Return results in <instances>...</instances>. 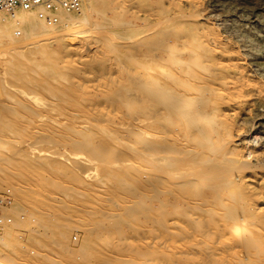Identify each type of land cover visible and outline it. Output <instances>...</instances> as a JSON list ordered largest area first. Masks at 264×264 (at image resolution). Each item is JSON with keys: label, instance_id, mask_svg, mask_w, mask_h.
I'll use <instances>...</instances> for the list:
<instances>
[{"label": "bare ground", "instance_id": "1", "mask_svg": "<svg viewBox=\"0 0 264 264\" xmlns=\"http://www.w3.org/2000/svg\"><path fill=\"white\" fill-rule=\"evenodd\" d=\"M257 6L82 0L57 22L0 11V189L16 225L32 187L57 193L34 205L37 264H264V142L249 136L264 129ZM66 212L88 214L78 251Z\"/></svg>", "mask_w": 264, "mask_h": 264}, {"label": "rangeland", "instance_id": "2", "mask_svg": "<svg viewBox=\"0 0 264 264\" xmlns=\"http://www.w3.org/2000/svg\"><path fill=\"white\" fill-rule=\"evenodd\" d=\"M255 1H256V5H258V6L252 10L253 16L263 15L264 14V0H255ZM212 20H214V19H212ZM15 34H16L17 39L23 38V32L21 30H17ZM94 64H95V62L92 60L89 61V63H87L86 69H87L88 73L96 71L95 69H97V67ZM76 97H78V100H83L84 98H86V94L85 93L83 94L82 91H77ZM48 99L49 100L53 99V97H48ZM63 105H64V103L60 104V106H63ZM15 107L19 111H21V107H18V106H15ZM251 131L252 132H250L249 136H250L252 141L254 140V141L264 142V129L261 130L258 127H255ZM57 139L59 141L62 140L65 143L61 147V150H60V152L63 156H65L66 154H69V155L75 154L73 149H72V146H73L72 141H74L73 137H69V136L67 137L65 135H61V136H58ZM77 161L78 162L80 161L79 157H78ZM68 163L69 162L67 161V164ZM76 174L79 178H82V177L85 178V176L82 172L77 171ZM79 180L80 179H78V181ZM79 182H82V181H79ZM79 182H74L73 179H70L68 181V183L73 184V186L82 185ZM6 188L10 189L7 186H4L3 189H0V193H2L3 190ZM32 188H34L35 191L33 189L34 192L32 193V197L30 199V202H24L23 203V207H22L23 212H21L19 214V217H20V224L19 225L15 224V220L11 214L12 213L11 212V209H12L11 206L12 205H10V204L12 202L15 203L16 200L13 201V199H12V202L10 204H8L4 207H0V217H2L4 219L12 220L11 224H7L8 227H4L3 231L0 233V237H3L7 234L11 235L12 236V242L14 245V249L12 250L11 253L9 250H7V248H5L3 250L1 249L2 251L0 252V261H2L3 264H29L30 260H32L31 264H33V263L37 264L36 262L38 260L35 258H37L39 255L43 256L45 254L44 251L41 252V250L38 249L37 242H36V240H34L35 236L44 235V232H45V229H42V227L39 228V225L37 223L38 220L35 216V215H38L39 213H43V210L35 207L34 205L38 204L42 200L45 201L47 198H49V196L51 194L53 195V194H57V193H54V192L53 193H47V192L44 193V191L37 190V188H35V187H32ZM7 189H6V191H9ZM36 190L39 192H37ZM141 198H143V197H139L137 199L139 200ZM5 209L7 210V212H5ZM67 215H68V217H73V215H70L69 213H67ZM87 219H88L87 213H80L71 219V221H72L71 222V232H70V237L68 239L70 241H68V244L75 251H78L82 245V242L84 239V234H85L84 233L85 231L83 230L84 229L83 225ZM62 234L63 233L61 231L59 233V236H62ZM94 234L96 235V237L99 234L93 233V237L96 240L97 238H95ZM98 240H100V243H101V239H98ZM36 248H37V250H36ZM5 251L9 252L8 255H10V257L8 259H2L1 258L2 253L6 255ZM35 252L38 255L35 254ZM35 255H37V256H35ZM76 255L79 257V259L81 258V255L78 252H76ZM31 257H33V258H31ZM38 262H41V261H38Z\"/></svg>", "mask_w": 264, "mask_h": 264}, {"label": "built area", "instance_id": "3", "mask_svg": "<svg viewBox=\"0 0 264 264\" xmlns=\"http://www.w3.org/2000/svg\"><path fill=\"white\" fill-rule=\"evenodd\" d=\"M81 8L82 0H0V11L11 12L17 9L26 11L40 9V19H48L54 22H57L61 12H78ZM10 203V190L0 193V207ZM10 223H12V220L0 217V233Z\"/></svg>", "mask_w": 264, "mask_h": 264}]
</instances>
